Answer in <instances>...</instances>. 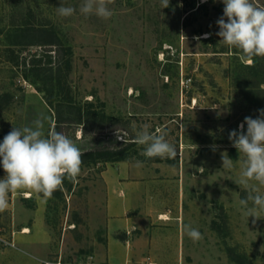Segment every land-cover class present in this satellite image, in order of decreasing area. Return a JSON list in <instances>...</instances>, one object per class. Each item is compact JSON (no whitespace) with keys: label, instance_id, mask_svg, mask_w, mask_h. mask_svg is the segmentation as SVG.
<instances>
[{"label":"rangeland","instance_id":"rangeland-1","mask_svg":"<svg viewBox=\"0 0 264 264\" xmlns=\"http://www.w3.org/2000/svg\"><path fill=\"white\" fill-rule=\"evenodd\" d=\"M81 3L0 0V142L44 114L45 131L63 132L83 153L77 181L65 179L51 198L9 195L0 264H111L103 171L116 163L131 168L126 176L142 193L136 211L148 212L116 233V262L124 240L154 235L159 252L125 264H264V211L248 217L239 204L244 157L228 138L264 109V57L250 63L219 42L221 0H169L165 8L162 0H113L107 20L81 15ZM61 4L76 13L59 16ZM145 125L167 132L175 159L142 155L133 139ZM101 150L122 158L86 155ZM222 153L233 169L222 168ZM251 183L264 195V185ZM184 224L202 239L193 242Z\"/></svg>","mask_w":264,"mask_h":264},{"label":"clouds","instance_id":"clouds-1","mask_svg":"<svg viewBox=\"0 0 264 264\" xmlns=\"http://www.w3.org/2000/svg\"><path fill=\"white\" fill-rule=\"evenodd\" d=\"M223 15L216 21L220 43L230 50H239L241 57L250 63L254 57H264V7H257L252 0H221ZM113 0H82L79 7L81 15H95L101 19H110L114 13L109 5ZM169 0H162V8L168 7ZM77 9L57 7L61 17H71ZM259 116L245 117L239 130L229 132L232 146L243 155L239 178L235 183L247 191L239 204L249 216L259 218L258 211H264V195L251 182L264 185V109ZM49 120L40 114L31 126L13 127L0 142V166L4 176L0 178V212L8 207V197L18 190H30L44 198H51L55 191L63 187L65 179L76 182L83 163V153L74 141L63 132L49 128ZM245 125H247L245 131ZM167 132L160 128L149 131L147 125L136 131L133 142L143 146L142 155L146 158L175 159L177 152L173 144L166 139ZM213 146V151L216 150ZM137 166H142L137 161ZM233 160L222 153V168L231 170ZM184 233L193 241L202 239L198 229L190 224L182 226Z\"/></svg>","mask_w":264,"mask_h":264},{"label":"crops","instance_id":"crops-1","mask_svg":"<svg viewBox=\"0 0 264 264\" xmlns=\"http://www.w3.org/2000/svg\"><path fill=\"white\" fill-rule=\"evenodd\" d=\"M130 169L129 165L125 163H116V165H112L103 171V177L107 184L105 204L107 229L106 258L111 264L117 262L125 264L127 256L138 258L139 254L143 253V250L144 253L149 252L151 255L158 253L160 250L158 249L157 239L154 235H149L148 237L134 235L131 241L125 238L124 246L128 247L126 249L127 252L125 251L121 261H115V246L117 250L123 246V241L117 238L116 233L118 231L130 232L131 228L134 227L133 221L143 217L147 219L148 214V212H144L143 210L139 211L140 213L136 211L137 205L135 203L139 202V197L142 196V193L136 186L137 180H129L128 176H126V173ZM124 186L128 189L122 190ZM117 187L119 188L116 189ZM163 214L167 218V215L161 212V215ZM149 263L156 264L153 261Z\"/></svg>","mask_w":264,"mask_h":264},{"label":"trees","instance_id":"trees-1","mask_svg":"<svg viewBox=\"0 0 264 264\" xmlns=\"http://www.w3.org/2000/svg\"><path fill=\"white\" fill-rule=\"evenodd\" d=\"M49 36H48V41L49 43H52L54 42L53 38H54V34L53 33H47ZM116 154V152H113L111 150H101V151H93V152H89L87 153L86 155H95L96 157H104V158H107L109 160H113L114 158H122V157H114Z\"/></svg>","mask_w":264,"mask_h":264},{"label":"bare ground","instance_id":"bare-ground-1","mask_svg":"<svg viewBox=\"0 0 264 264\" xmlns=\"http://www.w3.org/2000/svg\"><path fill=\"white\" fill-rule=\"evenodd\" d=\"M163 216H164V218H166V216L164 214H163ZM23 231L24 232H27L28 231V228L27 227L23 228Z\"/></svg>","mask_w":264,"mask_h":264}]
</instances>
